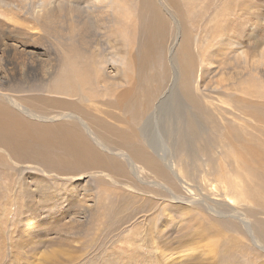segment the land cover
<instances>
[{
  "label": "rangeland",
  "instance_id": "374dc122",
  "mask_svg": "<svg viewBox=\"0 0 264 264\" xmlns=\"http://www.w3.org/2000/svg\"><path fill=\"white\" fill-rule=\"evenodd\" d=\"M119 1H121L124 6L125 11L123 10V13H120L119 10L107 9L104 11L103 15H100L101 10H92L94 5L90 3V0H56L59 4L56 3L55 6L48 8L51 15L55 18L53 22V27L55 29H51V31L45 29V32L42 30V25L35 24L31 16L22 12L17 13L12 23L23 30L22 35L19 37L15 36V34L9 36L0 30V80L2 81H0V93L6 94L17 100L22 98L36 100L40 97H56L62 100H71L80 103V96H70L71 94H68L70 82L79 81L90 83H86L87 85H85L91 92L95 89L96 92L98 91L97 93L99 94L94 98L97 100V103L109 98L113 100V95H111V93H100L101 91L103 92V90L97 85V81L106 82V76L104 74L113 71L112 65L107 63L108 59L112 56V52H125L124 50H127V48L122 47L123 44L127 46L130 43L128 48L131 50V55L133 57L135 56L139 45V36L142 37L144 35L147 22L151 21L150 10H152V8L149 9L145 5L149 0ZM178 2V5H173V3L168 5L166 1H164L162 5L165 6L163 8L172 10L173 15L171 16L173 18H176L174 12L177 13V11H179L178 13L184 16L181 17L185 19L186 25H189L188 27H190V25L195 27L197 24L198 27L196 26L195 29L191 31L193 39L191 43L197 45L198 43L200 44L201 40V42H203L205 51L203 53H205V57L207 52L209 53L218 45L216 41H211L208 44L204 41V39L209 37L207 33H210L209 31L213 28V23L209 25L210 27H208L206 23L213 17L218 8L224 10L225 6L230 8V12L232 11L233 15L228 16V14H225L223 17L220 15L216 16L217 22L219 24L221 23V26H216V28L220 30L217 39H220L221 35L225 33L222 30L227 25L230 27L229 31L233 30L232 33H236L234 34L237 39L239 35L246 36L247 33H250L251 37L257 41L254 45L262 43L263 41L264 0H178ZM155 5L160 11L161 9L158 7L159 3H155ZM95 6L100 5L95 4ZM201 6L205 7L203 11ZM6 19L7 18L0 16V24L6 23ZM23 22L28 28L23 25ZM114 23H118V25H114ZM205 25L207 26L206 29L204 28ZM31 28H37V30L32 31ZM67 29H69L70 32ZM175 31V24L170 19L165 20L166 37L164 41L161 40L157 44L158 52L156 54H159V52L160 54L155 55L154 42L146 46L145 53L148 56V62L145 59L146 64L144 65H146L147 68L142 78H146L144 81L145 85L150 87V92L154 91L156 95L157 91L155 88L157 89L159 86L163 87L168 84L167 80L160 82L158 80L160 78L157 79V77L170 71L169 65L176 53V48L174 49L172 46V44H174L173 37ZM33 32H36L35 35ZM24 33L25 35H23ZM239 41L245 42V38L242 36L237 40V42ZM162 42L164 46L163 52L161 51L162 47H160V45L162 46ZM242 45L241 46L246 49L247 45L244 43H242ZM261 47L262 45L259 46V48ZM234 48L237 47L234 46ZM70 49H73V51H69ZM254 49L258 48L256 47ZM168 50L173 51L169 54ZM221 50L223 56L219 55L216 58L213 57L212 64L225 62L226 60L227 64L233 65L234 60L230 58L231 50ZM192 51L191 49V54ZM195 52L192 55L193 58ZM195 57L196 58H192V60L197 59V66L199 67V58L196 54ZM160 58L162 61H160ZM206 59L207 58H205V60ZM228 59H230V61ZM101 61H104L106 64H100ZM134 63L136 64V61H133L131 65L133 67V73L135 74L136 68ZM64 64L74 65H67V71L65 70ZM172 64H175L174 60ZM131 65H129V67H131ZM76 69L82 70L77 76L74 73ZM103 69L107 70V72H102ZM115 69L116 68H114V70ZM89 71L97 72V74L101 73V78L97 80L93 78L96 77V73L90 76L85 75ZM130 72L131 71L128 72L129 77L131 76ZM134 74L132 77L135 78ZM57 77L59 78L57 79ZM60 77L64 82V84L61 83V94H50L49 89L47 93V85H55L56 79L57 82H60ZM4 78H7V80H5L6 82L3 80ZM88 78L95 80H93L91 84V80ZM214 79L215 78H213V80ZM140 81H142V79ZM67 83L69 84L67 85ZM253 84L257 87L258 80L254 79ZM127 87H130L129 84L121 89L118 88L112 91V93H119L122 89H126ZM194 89L195 88H193V90ZM154 93H152L151 100L155 99L154 96L156 95ZM176 93L177 92L171 95L172 98L170 97L172 109L166 105L167 107L165 106V109L159 112L160 114L157 112V120L151 123L147 129L148 132L146 131V135L147 138L153 137L156 141L157 132L155 134L154 130L155 128L159 129L160 134H162V141L165 143H161V145L165 146L164 148H167V150L170 149V146L176 144L180 133L187 138V142L191 141L189 145L194 147L197 156L193 159V163L189 164L185 162L184 165H182L185 174L183 178H179L181 184L178 182L175 189L176 194L180 196V201L167 202L165 198L168 195L165 194L164 191L157 186L151 187L152 183L159 180L147 170H143L144 172L141 171L138 184L132 181L118 179V185H115L110 180H106L103 182L104 184H99L96 178L92 177V174H87L84 179H81L79 175L56 177V175H48L47 173L49 172L47 170H45L46 173H43L40 167L35 165L13 166L14 169L12 165H10L14 171H8L6 170L7 168L0 170V264H210L211 262L205 260H209L214 256L218 257L220 255L219 248L221 246L230 244L232 241L240 242L242 240H239L241 238L240 235H242L243 232L247 233L242 222L227 215L216 217L217 215L208 212L206 205L209 204L208 206H212L216 212L231 214V210L228 207L232 206L228 204L224 196L222 197L220 195V192L216 194L215 191V189L217 190L218 188L217 185L220 183V177H225V175L227 177L228 174H231L230 176H235L236 174L233 164L234 161H230V157L232 156H228V153L229 155L234 153L235 157L236 154L237 156L239 155L241 157L238 156L241 163H244L245 166H248L253 172V180H256L257 184L258 182L260 183L258 184L259 189H262L261 186H263L264 189V99L259 97L254 99V102H259V105H256V103L254 105L262 108H260L261 110H256L255 114L251 113L252 119L250 118L251 116H249L250 119L247 120L246 118L248 117H245V121H242L243 119L239 117L238 119L240 120H235L237 126H234L243 127L242 129L244 130V132H242L236 129L237 135H235V131L230 127L229 129L220 130L216 124L209 122L207 117L199 112L201 108L194 109L196 106H194L195 104L193 105V101L187 98L181 99L180 95L178 93V95H176ZM163 94L164 92L158 96L161 97ZM258 95H260V93H258ZM143 98L144 96H140L139 102H141ZM0 100H4L2 94H0ZM175 103H178V107H181V111H173ZM209 103L214 102L209 100ZM178 107L175 106L176 109ZM99 108L105 109L103 107ZM142 108V111L145 112L143 113L145 117L152 112L150 107L147 108L143 106ZM184 110L185 112L186 110H190V113H185ZM52 111L56 112L55 110ZM112 112L117 116L122 115V111L114 110ZM130 112L131 111H129L128 114ZM140 112L141 111H139L135 117L140 118V116L143 115ZM181 112H183L186 117L193 120L192 125L194 121L195 123L197 122L198 135L191 132V135L188 137L186 136L185 127L181 126L179 118ZM192 113H194V116ZM133 114L134 112H132V115ZM99 116L103 117L102 115ZM135 117L131 116V119ZM105 119L108 123L114 124L110 118ZM63 122H65V120L58 123ZM119 124L122 123L119 122ZM239 124L240 126H238ZM119 127L122 129L124 125ZM202 127H204L203 130ZM222 133L223 137L221 135ZM193 136L196 137L194 138ZM205 148L206 151L200 157V152L204 151ZM229 150H232V152H228ZM177 159L182 163V153L181 156L175 157L174 160ZM177 163L178 161H176V164ZM194 163H197L199 166ZM187 165L189 167H187ZM223 166L226 167L224 168ZM211 167H213L214 174L210 172ZM221 167L222 170H220ZM192 169L195 171L192 172ZM205 173H207V178H204L205 180L207 179L206 186L204 179L199 178L203 176V174L205 176ZM99 174L100 173H98V175ZM13 177H17L18 180L16 181ZM242 179H244V176H242ZM102 181H104V179ZM19 183L22 184V186ZM137 186H141V188ZM144 186L148 189L144 188ZM35 187L36 189H34ZM214 187L215 189H213ZM24 188L28 192L35 193L36 196H31V200L28 199L27 201V196L30 194L26 195L24 193ZM212 189L215 192H213ZM186 191L191 192L190 196L187 195L188 193ZM208 191L209 193H207ZM221 191H223V189H221ZM262 191L261 192L264 194V190ZM40 193L42 194V198ZM49 195H51V197ZM52 197L54 200H52ZM32 198L33 204L42 200L46 201L43 203L48 206L45 207L46 209H42V207L39 209L40 211L37 212V214L41 221H36L33 224L30 223L32 214L31 212L28 213V209L26 210L25 208L31 204L30 201H32ZM85 198L90 200H88L90 205L82 202ZM192 198H197L196 200L198 202L196 203ZM189 201H192L193 204ZM52 203L56 208H49V205ZM69 203L74 204L72 206L73 209L66 210L65 206H67V204L69 206ZM78 203L82 205L79 206ZM81 208L83 209L82 211ZM260 208L261 205L257 203L255 206L254 204L250 205V207L238 206L235 210L239 212H247L249 210L252 212H260L263 214L261 218L263 217L262 219H264V210ZM190 210L195 212V214L192 212L191 216L196 215L198 217L199 215L200 219L199 217L197 218L199 220L194 219L196 216L193 218L187 217V212ZM100 212L106 215L102 216ZM197 212H199L198 215ZM64 213L66 215H64ZM57 216L61 219L57 224H54L56 223L55 218H58ZM256 216L258 217V215ZM101 218L105 219L101 220ZM98 222H101L103 225L101 224L102 226H100ZM227 225H229V227H227ZM204 226L205 228L203 229ZM238 250L241 252H238ZM235 253L238 256L235 261V263L237 262L236 264H249L251 260L255 261V264H258L256 254L253 251L238 246ZM213 263L214 262L211 264Z\"/></svg>",
  "mask_w": 264,
  "mask_h": 264
},
{
  "label": "bare ground",
  "instance_id": "6f19581e",
  "mask_svg": "<svg viewBox=\"0 0 264 264\" xmlns=\"http://www.w3.org/2000/svg\"><path fill=\"white\" fill-rule=\"evenodd\" d=\"M164 1H166L168 5L170 3H173V5L174 4L178 5L179 3L178 0H149L146 2L145 5L149 9L152 8V10H150L151 21L147 22V25L144 30V35L142 37L139 36L140 38L139 45H138V49L136 50L137 52L135 53V56L133 57L130 53L131 50L130 48H128L130 46L129 43L127 46L124 44L122 45V47L127 48V50L123 49L125 52L122 51L112 52V56L109 57L107 63L112 65L113 71L112 72L110 71V73H106V74L103 73L106 76V82H101L99 80L97 81L98 83L97 85L103 90V92L101 91L100 93H108V94L111 93V95H113V100L109 98L101 101L100 103H97L96 102L97 100H95L94 98L99 94L97 93L98 91L96 92L95 89L94 91H92L94 93H92L91 90L86 88L87 87L86 85L90 83L79 82V81L70 82L68 94H71L70 96L73 95L80 96L79 97L80 103L71 100H62L56 97H53L54 99L52 97L49 98L40 97L41 99L38 98L36 100L35 99L27 100V98L25 99L22 98L23 100L22 99L17 100L6 94L0 93L3 95L4 98L3 101L0 100V170H4L7 168L6 170L8 171L9 170L14 171L12 170L10 165H12L13 167V166H22V165L28 166L30 164L31 166L35 165L37 167H40L43 173L44 172L46 173L45 170H47L49 172L47 174L50 176L56 175V177L57 176L68 177V176L79 175L81 179H84L86 178L87 174H92L93 175L92 177L96 178L99 184H104L103 182H105L106 180H110L115 185H118V181H119L118 179L124 181H132L138 184L141 171L147 170L151 172L152 175L157 180H159L155 183H152L151 187L157 186L162 191H164L165 194L168 195L165 198L167 202H177L181 200L180 196H178L175 192L176 184L178 182L181 184L179 178L181 177L183 178L185 174V172L182 169V165H184L185 162H188L189 164L193 163V159L197 156L194 151V147L190 146L189 144L191 143L189 142L191 141L187 142L186 140L187 138L182 136L183 134L180 133L176 144L170 146V149L167 150V148H164L165 146L161 145V143L164 142L162 141V136H161L162 134H160L159 129L155 128L154 130L155 134L157 132L156 141L154 140L153 137L147 138L146 135V131L148 132L147 129L149 128L152 122H156L158 113L162 109L164 110L166 105L169 106L170 109H172V105H170L172 104L170 100L172 98L171 95L177 92L180 95L181 99L187 98L190 101H193V105L195 104L194 106H196L194 107V109L201 108L199 112L204 114L209 120V122L211 123L213 122L214 124H216V126L220 128V130L229 129L230 127L232 130L235 131V135H237L236 132L237 130L244 132V130L242 129L243 127L242 128L236 127L237 125L235 120H237L238 117L243 119L242 121H245V117H248L246 118L247 120L250 118L252 119L251 113L255 114L256 110L262 108L260 106H256L259 105V102L258 103L254 102V99L257 97L264 99V38L262 39L263 40L262 43H258L257 45H254V43H256L257 41H255V39L251 37L250 33H247L246 36L242 35L243 38H245V42H240L241 40L237 42V40H239L240 37L242 36L239 35L237 39L235 37L236 33L235 32H234L235 34L232 33L233 30L229 31L230 27L226 25L222 30L225 33L221 35L220 39H217L220 30L216 28V26H221V23L219 24L217 22L216 16L220 15L221 17H223L225 14H228V16L233 15L232 11L230 12L229 7L225 6V9L223 10V9H219L217 6L218 10L215 12L213 17L210 18L206 23L208 27H210L209 25L213 23V28H211L212 30L209 31L210 33H207L209 37L207 38L204 37L206 38L204 39V41L207 44L211 41L212 42L216 41L218 42V45L215 46V48H213V50L210 51L209 53L207 52L208 54L206 53V57H205V53H203L205 52L203 48V42H201L200 40V44L198 43L197 45H195V43L194 44L191 43V40H193L191 31L195 29L197 24L195 27L193 25H190V27H188L189 25L187 26L185 19L182 18L184 16L182 14H179L178 13L179 11H177L176 9H174L177 11V13L174 12L176 18H173L171 16L173 15L172 10H167V8H163L165 7L162 5ZM56 3L59 4L58 2H56V0H0V16L7 18L6 23H3L2 25L0 24V30H2L4 33L8 34L9 36L12 34H15V36L18 37L21 36L23 30H21L19 26L13 24L12 22L16 18L17 13L22 12L31 16L35 24L42 25L41 27L44 32L45 29L47 31L48 30L51 31V29H55L53 27V22L55 18L51 15L48 8L55 6ZM90 3L94 5V8H92V10L94 9L95 11L97 9L101 10L100 15H103L104 11L107 9L119 10L120 13H123L124 10V6L122 2L119 0H90ZM155 3H159L158 7H160L161 9L160 11L159 9L156 8ZM95 4H99L100 6H95ZM201 8L202 11L205 9L204 6L203 7L201 6ZM169 19L176 26V31L173 37L174 44H172L173 48L174 49L176 48L175 49L176 61H175V57L172 58V61L174 60L175 64H172V61L169 60L171 61V64L169 65L170 71L165 74H162L161 76L159 75L160 77H157V79L160 78L158 79L160 82L167 80L168 84L163 87L159 86L157 89L154 87L155 90L157 91V95H156L154 91L150 92V87H147V85H145L144 81L146 78L145 77L144 79L142 78V76L146 73L145 69L147 68V66L144 65L146 64L145 59L148 62V56L145 53V50H146V46H149L150 43L154 42L155 43L154 53L155 55L160 54V52L159 54H156L158 52L157 44L161 40L164 41L166 37L165 20H169ZM116 24L118 25V23ZM116 24L114 23V25ZM23 25L28 28V26L25 25L24 22ZM206 27L207 26L205 25L204 28L206 29ZM31 30L36 31L37 28H33V29L31 28ZM67 30L70 32L69 29ZM33 33L35 35L36 32ZM23 35H25V33ZM242 43L247 45L248 48L246 47V49H244V47H242L243 46ZM260 45H262L261 48H259ZM234 46H236L237 48H234ZM160 47H162L161 51L163 52L164 49L163 42H162V46L160 45ZM256 47L258 49H254ZM191 49L193 50L192 54L190 53ZM221 49H223V51H227L228 49L231 50L230 58L234 60L233 65L227 64L226 60L225 62H217V64H212L213 57L216 58L219 55L223 56ZM69 51H73V49H70ZM172 51L173 50H168L169 54H171ZM194 52L196 56L199 58V67L197 66L198 65L197 59L192 60L193 58L192 55ZM195 54H194V58H196ZM205 58L207 59L205 60ZM228 60L230 61V59ZM133 61L134 62L136 61V64L134 63V66L136 68L135 74L133 73V67L131 65ZM160 61H162L161 58ZM100 64H106V63L104 61H101ZM67 65L72 66L74 64H64L65 70L68 71ZM129 65H131V67H129ZM114 68L116 69L114 70ZM81 71L82 70L76 69L74 73L77 76L80 74ZM129 71H131L130 77L128 75ZM102 72H107V70L103 69ZM93 73H96V77H93L96 80L101 78V73L97 74V72H92V71H89L85 75L90 76ZM133 74L135 78L132 77ZM58 78L59 77H57V79ZM213 78L215 79L213 80ZM57 79L55 85L53 86L47 85L46 87L47 93L49 89L50 94L53 95L61 94L60 87L62 84H64V82L61 79V77H60V82H57ZM141 79L142 81H140ZM254 79L258 80L257 87L254 86L253 84ZM3 80L5 81L7 80V78H4ZM93 80H91V84ZM68 84L69 83H67V85ZM128 84L130 87H127L126 89H122L119 93L117 92L112 93V91L117 90L118 88L121 89L125 86H128ZM193 88L195 89L193 90ZM162 92H164V94L161 97H159L158 95H160ZM152 93L156 95L154 96L155 99L153 100L150 99L152 97ZM177 93L176 95H178ZM258 93H260V95H258ZM140 96H144L141 102H139ZM209 100L214 102L215 104L209 103ZM150 101L152 102V104ZM255 103L256 105H254ZM143 106L147 108L150 107L152 111L149 113L147 117H145V115L143 114L145 113L144 111H142ZM175 106L178 107L179 106L178 103H175ZM175 106L173 107V111L181 109V107H178L176 109ZM99 107H103L105 109H101ZM52 110H55L56 112H53ZM114 110H118L120 112L122 111V115L121 116L115 115L114 112H112ZM129 111L131 112L128 114ZM139 111H141L140 113L143 115H141L140 118H137L135 116H137V113ZM189 111L186 110V112ZM132 112H134L133 115ZM98 114L102 115L103 117L99 116ZM192 114L194 116V113ZM131 116L135 118L131 119ZM249 116L251 117L249 118ZM105 118H110L114 122V124L110 122L108 123ZM179 118L181 121V126L185 127V132L187 133V135L186 134L185 135L187 137L191 135V132H194L196 135H198L197 122L195 123L194 121V124L192 125L193 120L186 117V115H184L183 112L180 113ZM64 120L65 122L58 123ZM119 122H121L122 124H119ZM240 124L238 126H240ZM121 125H124V128L121 129L119 127ZM203 128L204 127H202V130ZM221 135L223 137V133ZM193 137L195 138L196 136ZM205 151L206 148L204 151L200 152V157ZM230 151L232 152V150H229L228 152ZM181 153L183 157L182 163H180L179 159L174 160L175 157L181 156ZM228 156H232L230 157L231 158L230 161L231 162L234 161L233 164L235 166L234 168L236 174L235 176L233 175L230 176L231 174L230 175L228 174L227 177L225 175L226 178L220 177V183L217 185L218 188L215 186L217 190L215 189V187L213 189H215L216 194L217 192H220V195L222 197L224 196V199L228 202V204L232 206V207L230 206L228 207L231 210V214H223L221 212H216L215 209L212 208V206L211 207L208 206L209 204L206 205V208L209 213L217 215L216 217L219 216L222 217L227 215V216H231L233 219L240 220V222H242L244 228L246 229L247 233L243 232L242 235H240L241 238L239 240L242 239L240 242L232 241L230 242V244H224L223 246H221L219 248L220 255L218 257L214 256L213 258L205 261L211 263L214 262L213 264H236L237 262L235 263V261L238 256L235 252L239 246L240 248H245L250 251H253L256 254V260L258 261V264H264V219H262L263 217L261 218V215L263 214H261L260 212L258 213L256 211L252 212L251 210L247 212L246 211L239 212L238 210H235V208H237L238 206L250 207V205L254 204L255 206L257 203L261 205L260 209L264 210V194L262 193L263 192L262 190L264 189L263 186L261 185L259 186H261L262 189L261 190L259 189L258 184L260 183L258 182L257 184L256 180H253L254 179V176L252 175L253 172L250 170L248 166H245L244 163L243 164L241 163L240 161L241 157L239 155L238 156L240 158L237 156V154L235 157L234 153H231L230 155L228 153ZM176 161H178L177 164ZM188 165L187 167H189ZM195 165L198 164L196 163ZM220 170H222V167ZM191 171L194 172L195 170L192 169ZM210 172L214 174L213 167H211ZM98 173L100 174L98 175ZM206 175L207 173H205V176L203 174L204 177L200 176L199 178L204 179ZM242 176H244V179H242ZM13 178H15L16 181L18 180L17 177H13ZM75 179L77 180L76 177ZM103 179L104 181H102ZM206 180L204 179V183L206 182ZM221 182H222V187H221ZM144 183L147 184L146 182ZM20 185L22 186V184ZM206 185L207 182L205 183V186ZM141 186L139 187L137 186V187L141 188ZM144 188L148 189L145 186ZM34 189H36V187ZM221 189H223V191H221ZM186 192L188 193L186 194L190 196L191 192L188 191ZM24 193L26 195L30 194L29 196H27L26 199L27 201L28 199L31 198V196L34 197L35 195V193L28 192L25 188H24ZM207 193H209V191ZM40 195L42 198L41 193ZM49 196L51 197V195ZM192 199L196 201V203L198 202L196 200L197 198L196 199L192 198ZM52 200H54V198ZM88 200L89 199L85 198L82 202L87 204L90 201ZM43 202L46 201L41 200L38 201V203L33 204V198H32V201H30L31 204L25 207L26 210L28 209L27 210L28 213L31 212L32 214V220L30 223L33 224L36 221L37 222L41 221L40 218L38 217L37 212L40 211L39 209L41 207L42 209L48 207ZM189 202L193 204L192 201ZM54 203L56 204L55 201ZM88 204L90 205V203ZM73 205L74 204L69 203V206L67 204V206H65V209L71 210L73 209L72 207ZM49 206H50L49 208L51 209L56 208L54 207L53 203ZM82 208L84 209L83 206ZM82 208L81 211L83 210ZM192 212L193 210L187 212V217L193 218L194 216H196V215L191 216ZM193 213L195 214V212ZM198 214L199 212H197V215ZM64 215L66 214L64 213ZM103 215L104 214H102V216ZM256 215H258V217ZM198 217L196 216L194 217V219L199 220L200 217L199 219H197ZM60 219H61L60 217L55 218L56 223L54 224H57ZM103 219L101 218V220ZM102 223L101 222L99 223L100 226L103 225ZM227 227H229V225H227ZM204 228L205 226L203 227V229ZM240 250H238V252H241ZM249 264H255V261L251 260Z\"/></svg>",
  "mask_w": 264,
  "mask_h": 264
}]
</instances>
